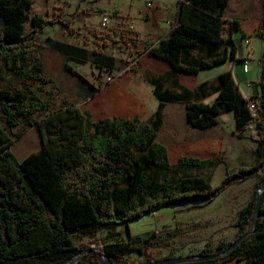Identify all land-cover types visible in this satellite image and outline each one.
Listing matches in <instances>:
<instances>
[{"label": "trees", "instance_id": "trees-1", "mask_svg": "<svg viewBox=\"0 0 264 264\" xmlns=\"http://www.w3.org/2000/svg\"><path fill=\"white\" fill-rule=\"evenodd\" d=\"M34 2L0 0V18L4 22L0 32V67L45 84L49 80L38 53L40 34L48 26L60 23L71 35H82L86 44L92 36L65 20L63 12L54 16L34 12ZM227 4L228 0H180L179 18L169 36L158 43L146 42L138 32L126 27L108 36L95 33L98 47L93 49L52 41V47L68 61L92 63L112 73L118 68V59L106 49L113 43L130 51L136 49V54L130 52L133 59L127 62V70L137 73L144 66L151 69L149 57L159 59L170 67L168 72L175 77L172 86L181 92L163 91L159 78H155L152 85L159 99V109L151 124H143L139 115L144 105L124 86L117 84L109 92V105L98 119L92 107L81 108L75 104L49 116L50 137L44 125L39 126L41 148L23 160L17 159L4 140V146L0 147V264H67L73 254L83 250L74 241L76 233L122 224L128 226L138 218L172 205L208 203L234 181L247 180L264 167V55L260 79L256 81L260 84V93L255 96L246 97L233 67L217 75L219 89L215 100L209 103L199 101L207 83L193 86L199 70L228 58L234 62L240 60L232 39H225L223 35L225 30L233 33L241 29L239 20L224 17ZM84 11L104 14L95 7L84 8ZM229 44H232L230 48ZM198 47L204 48L211 59L199 58L186 63L183 55ZM65 67L71 75H81L69 64ZM114 78L116 82L122 76ZM91 87L97 91L94 99L107 92L94 83ZM27 96L19 85L13 89L0 86V108L10 125L17 124V115L28 116L31 112L25 105ZM33 97L37 99L38 94ZM250 100L255 105V115L248 105ZM175 102L185 104L186 123L199 129L215 126L219 114L232 112L237 136L257 143L255 162L235 172L227 171L215 185L206 177L196 175H184L177 180L163 178V171L171 172L175 167L200 170L220 161L181 154L173 159L170 147L159 141L157 132L162 125V111L168 103ZM44 107L41 105L40 109ZM137 150L141 153L137 154ZM254 204L255 196L239 211L233 240L251 227ZM229 243L218 244L216 250L220 251ZM153 246L162 245L131 237L126 242L107 243L93 249L98 254H107L117 264H133L123 261L124 257L139 251L149 261L154 260L148 253ZM213 252L209 242L199 251ZM240 259L246 264H264L263 205L255 231L226 256L181 264H217Z\"/></svg>", "mask_w": 264, "mask_h": 264}, {"label": "rangeland", "instance_id": "rangeland-1", "mask_svg": "<svg viewBox=\"0 0 264 264\" xmlns=\"http://www.w3.org/2000/svg\"><path fill=\"white\" fill-rule=\"evenodd\" d=\"M34 12L44 15L54 16L61 12L65 20L71 24L76 20L82 23L83 20L94 18L98 21L103 20V14L100 12L94 14L85 13L84 8L95 7L103 11L111 23L106 27H82L84 33L92 36L89 44H86L84 37L71 35L64 29L62 24L48 26L39 37L40 47L38 53L41 55L47 72L55 69V73L46 75L49 81L41 84L28 77H20L19 74L9 71L4 66L0 67V86L13 89L20 86L28 95L25 105L31 108L28 116H16L17 124L10 125L3 110L0 108V147H3L4 140L9 144V148L17 155V159L23 160L31 152L38 151L41 148L42 139L39 133V126L44 125L47 136L50 137L47 118L62 108H67L71 99L77 97L75 94L78 77H74L67 72L66 64L78 70L93 82L98 88H104L92 108L94 117L98 119L99 114L108 107L107 100L109 92L114 86H124L132 95H135L144 105V110L140 113V121L150 123L153 121L159 109V99L154 94L152 85L154 77L145 66L140 68L137 73L127 70L128 61L133 59L130 55L132 51L136 54V49H123L118 44L113 43L106 49L109 54H114L118 59V68L115 72L107 74L113 77L112 83L102 84L104 81L100 78V72L95 77L97 67L92 63H83L78 60L69 62L64 55L60 54V65H56L54 57L57 55L52 47L53 40H67L69 43L81 44L83 47L93 49L98 47L95 42V33L101 36L113 34L114 30L126 27L136 33V24L140 25L139 19L132 18L130 5L134 0H34ZM169 1V0H168ZM142 2V0L140 1ZM98 24V23H97ZM96 23L92 25H97ZM30 30V24H28ZM4 29V22L0 18V32ZM143 35V34H142ZM144 36V35H143ZM148 42V41H146ZM239 50H250L255 58L248 59V76L255 79L257 71L262 69L259 64L262 61L264 52V42L259 36L253 37L250 41L238 44ZM187 55L184 54V57ZM32 67V65L30 66ZM54 67V69H53ZM225 68L224 62L215 65L213 68L202 70L199 74V80L213 79L220 70ZM48 74V73H47ZM121 74L122 78L115 82V75ZM260 75V74H259ZM100 78V79H99ZM170 76L159 77L162 89L170 84ZM214 83V82H213ZM212 83V84H213ZM211 84V86H212ZM247 93L249 90L246 89ZM97 92V91H96ZM92 91L91 97H94ZM34 94H38L35 99ZM76 102V101H75ZM44 105V109L40 106ZM90 106V103L88 104ZM85 108V107H83ZM167 116L165 124L159 133V140L169 145L173 159L181 155H194L199 158L213 157L219 159L215 166L202 168H181L175 167L171 172L163 171V178L177 180L184 175H196L206 177L213 185L217 184L224 177L226 172H235L241 166L253 164L252 148L253 143L249 138H240L231 132L233 126L234 114L230 111H224L217 116L218 124L212 126L206 131L194 130V127L185 121L184 109L182 105L172 104L167 107ZM162 127V126H161ZM159 130V131H160ZM158 131V132H159ZM174 131V133H173ZM137 150V154H140ZM175 161V160H173ZM264 179V167L251 174L247 180L234 181L228 188L219 194L213 201L201 204L172 205L138 218L130 225L124 224L115 228L102 227L97 230H89L75 234V243L79 249H88L98 245L111 244L115 242L128 241L131 237H140L142 240H151L162 245L161 247H150L148 250L149 258L159 260L172 256H186L197 254L203 248L206 242H209L215 252L218 244H227L231 242L236 233V223L238 214L248 202L256 196L257 189L261 180ZM262 205L264 206V191L262 196ZM95 250V249H94ZM123 261L128 263L142 264L149 260L146 256L134 251L125 256ZM77 264H97L92 257L85 255ZM125 264V263H124Z\"/></svg>", "mask_w": 264, "mask_h": 264}, {"label": "crops", "instance_id": "crops-1", "mask_svg": "<svg viewBox=\"0 0 264 264\" xmlns=\"http://www.w3.org/2000/svg\"><path fill=\"white\" fill-rule=\"evenodd\" d=\"M134 1H137V0H134ZM140 1L141 0H138L137 2H133V4L130 5L131 7L130 13L132 15V18L140 20V25L138 23L136 24V31L141 36L140 38H142L144 41L158 43L161 39L169 36L174 23H176L177 19L179 18L180 0H169V1L168 0H142V2ZM104 17H107V15L103 14L102 18ZM224 17L226 19H233V20L235 19L241 22L240 23L241 29L234 31L233 33L229 32L228 30H225L223 33L225 39L227 38L232 39L233 45L236 48V57L240 58V60L234 62L233 60H231V58H228L227 60L224 61L225 68L220 70V72L226 69H229L230 67H233V72L239 83V87L242 89L246 97L250 98L260 93V87H259L260 84L256 81H259L260 79L259 74H261L262 69L257 71L258 75L255 79H252L250 76H248V72L250 70L248 68V59L255 58L256 56L253 55V53L250 50H247V48L242 51L239 50L238 44H242L243 42L250 41V39L256 36H259L261 39H263V42H264V0H228L227 7H225V10H224ZM109 21L111 23V19ZM101 22L102 20L98 21L90 17V19L83 20L82 23H77V21L75 20L73 24L78 25V26L82 25V27L84 28H86V26L90 28L98 26L101 29L102 27ZM94 23L96 24L98 23V24L92 25ZM59 41H63V40H59ZM64 42H68V41L64 40ZM77 45H81V44H77ZM231 45L232 44H229L228 48H230ZM56 53L57 55L54 57L56 61L55 67L57 65H60L59 55L61 54L58 51H56ZM207 53L208 52L204 48L198 47L195 49L188 50V52H186L187 56L184 57L183 55V59L186 63H192L199 58L200 59L202 58L211 59V56ZM263 55H264V52H263ZM256 59L258 60L257 57ZM149 61L152 64V68L148 70L149 72L153 73L154 77L159 78L163 76H170L171 78L170 84L163 87L164 88L163 91L169 90V91H175L177 93H180L181 92L180 89H177L172 86L175 77L173 76V74L168 72L170 67L167 66L165 62H162L161 60L156 59L154 57H149ZM69 62H71V60H69ZM245 63L247 64V70L244 69ZM259 64L262 65L260 62ZM45 65H43L44 74L50 76V74L55 73L56 70L54 69V67H53L54 70L52 72L51 70L47 72ZM69 65L71 66L70 63ZM214 66L210 68H213ZM72 69L75 70L74 68ZM201 71L199 70V72L195 75V83L193 84V86L196 87V85L198 84L200 85L205 82L207 83L205 86V90H203L204 95L199 101H202L204 103H209L212 100H215L216 98L217 91L220 85L219 81L217 80V75L220 72L216 74V76L212 77L214 78V80L213 79L199 80L198 74ZM99 72H100V69L97 67V71L95 72L96 79H97V75L99 74ZM80 74L81 75H73L74 77H78L79 80L78 82H76L77 87H76L75 94L77 97L72 98L71 103L77 106H80L81 108L83 107L89 108L88 104L90 103V107H93L95 106L96 103L94 102V98L91 97V93L93 91V88L91 87V83L95 81L90 82L86 76H84L82 73ZM246 89L249 90V93H247ZM172 104L173 105L176 104L178 106L182 105L184 109L183 117H185L186 115L185 104L183 102L168 103L162 111L161 130L166 121L165 116H167L166 114L167 107ZM232 121H233V126L231 129V132L235 130L234 117ZM206 129H199L198 127H194V130H198V131H204V130L206 131ZM161 130L157 132L158 139H159V133L161 132ZM240 138H245V137H240ZM251 142L253 143L252 159L254 163L255 162L254 149H256L257 143L255 141H251ZM163 144L169 147V145H167L166 143H163ZM217 264H246V261L244 259L243 260L241 259L240 260H230L227 262L225 261L219 262Z\"/></svg>", "mask_w": 264, "mask_h": 264}, {"label": "water", "instance_id": "water-1", "mask_svg": "<svg viewBox=\"0 0 264 264\" xmlns=\"http://www.w3.org/2000/svg\"><path fill=\"white\" fill-rule=\"evenodd\" d=\"M263 191H264V179L261 180L260 186L257 189V193L255 196V204H254V209L251 213L250 216V222H251V227L245 231L244 233L240 234L235 240L229 243L227 247H224L220 251L213 252V253H197V254H190L186 256H172L159 259V260H150L146 263L142 264H181L184 262L188 261H194V262H201V261H206V260H213L216 258H221L224 257L228 254L229 251L233 250L239 242H242L247 236L251 235L255 231L256 227V222H257V217L259 216V211H261L262 207V196H263ZM97 251L88 248V249H83L79 251L78 253H75L71 256V258L68 260L67 264H77L78 261L85 255H91L93 259L97 260L100 264H117L113 262L107 254H98Z\"/></svg>", "mask_w": 264, "mask_h": 264}, {"label": "built area", "instance_id": "built-area-1", "mask_svg": "<svg viewBox=\"0 0 264 264\" xmlns=\"http://www.w3.org/2000/svg\"><path fill=\"white\" fill-rule=\"evenodd\" d=\"M109 20L110 19L108 17L103 18V20L101 22L102 28H106L110 24ZM244 69L247 70V64L246 63L244 65ZM107 74H111V71H109L107 69L100 70V78L103 79L104 82L102 84H104V85L113 81V77L110 75H107ZM92 88H93V92H96V88H94V87H92ZM248 105H249L250 109L252 110L253 115H255V105H254L253 101L252 100L248 101Z\"/></svg>", "mask_w": 264, "mask_h": 264}]
</instances>
